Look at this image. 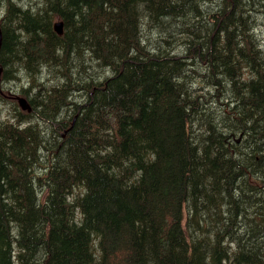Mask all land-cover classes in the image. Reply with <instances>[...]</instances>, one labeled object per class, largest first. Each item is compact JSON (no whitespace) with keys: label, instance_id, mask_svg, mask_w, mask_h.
<instances>
[{"label":"trees","instance_id":"16d2710c","mask_svg":"<svg viewBox=\"0 0 264 264\" xmlns=\"http://www.w3.org/2000/svg\"><path fill=\"white\" fill-rule=\"evenodd\" d=\"M43 5L9 3L1 27L2 66L56 69L29 103L60 122L49 138L0 122V264H264V19L214 29L198 0ZM187 14L173 52H152L150 23ZM86 51L104 76L77 69ZM32 145L49 153L40 198Z\"/></svg>","mask_w":264,"mask_h":264},{"label":"rangeland","instance_id":"374dc122","mask_svg":"<svg viewBox=\"0 0 264 264\" xmlns=\"http://www.w3.org/2000/svg\"><path fill=\"white\" fill-rule=\"evenodd\" d=\"M196 1H194L195 4ZM9 3L14 4L16 8H20L22 10H28L32 13H37L38 10H44V0H0V27H2L4 23V19L6 16L7 8ZM198 3L201 4L202 9L208 8V14L214 19V29L220 30L219 21L220 18H228L235 17L236 15L243 17L247 21H249L253 25H258L257 21L259 19H264V0H198ZM212 3L211 7H207ZM199 9V10H202ZM213 13V14H212ZM217 13V14H216ZM57 17H54L52 23L55 22ZM185 19V20H182ZM174 24L173 28L170 30H160L158 29V24L156 21H152L150 25L152 26V33L150 34V42L149 47L152 52H155L157 49L164 51L163 53L166 55L171 54L173 51L171 47L166 43V41L170 40V37L173 34L180 35V32H184L187 28L191 27L192 21L191 17H188V14L183 18H179L176 20H171ZM216 25V26H215ZM232 30V29H230ZM232 36L236 40H240V35H237L235 30H232ZM148 33V27L146 24L142 27V34L145 36ZM212 33H215V41L216 36H223L222 33L213 30ZM211 33V39L212 38ZM262 39H258L257 43L261 44ZM177 42L176 44H179ZM203 43V42H202ZM166 52V53H165ZM94 55L90 52H85L82 64L77 66V69L87 71L94 75L99 74L100 76H104V70L97 68L95 62H92ZM69 67H73V65L68 64ZM2 76H1V85H0V122H8L10 124H14L18 126L19 129L24 128L27 123H21L19 120H23L25 118H29V121L34 125L36 133H34L35 137L42 136L44 138H49L53 131L58 128L60 120L56 118L55 120H47L44 119L40 108L33 107V112L27 114L26 112H22L17 103L14 101L16 96L24 97L28 101L34 100L36 103L40 102L39 95L44 94L46 90H49L51 86L54 85L55 78V70H50L44 65H38L35 67V72L37 75L29 76L26 70L23 69L22 65L17 63L14 64L11 60L8 59V65L2 66ZM6 72V79H3V73ZM82 96H86L87 93H80ZM71 100L76 102L77 104H82L84 102L83 98L74 93L71 95ZM66 110L69 114H74V111H77L73 108V106L66 107ZM102 115L104 116V106L103 110H101ZM111 118V116H109ZM104 121V117H103ZM21 124V125H20ZM33 136V134H31ZM35 153V158L38 161L37 166L33 169L31 177L36 180L34 191L38 193L40 198L41 192L44 190L43 179L46 180L45 176V166L47 165V160L49 158V153L46 149L39 148L38 150L34 149V145L31 146ZM48 149H53L52 142L50 145H47ZM31 159V158H30ZM33 159V158H32ZM67 159V156H64V160ZM50 165V164H49ZM45 176V177H44ZM23 184L26 183V179L21 180ZM81 189L76 190V193H82ZM26 198H29L27 194ZM75 215L77 220L80 219L79 215H77L75 211ZM108 244L102 245V247H106Z\"/></svg>","mask_w":264,"mask_h":264},{"label":"water","instance_id":"95a60500","mask_svg":"<svg viewBox=\"0 0 264 264\" xmlns=\"http://www.w3.org/2000/svg\"><path fill=\"white\" fill-rule=\"evenodd\" d=\"M53 29H54V32L57 34V36H59V37L62 36L63 24L61 22H59V20H57L53 24ZM1 46H2V34H1V30H0V50H1ZM1 71H2V68L0 66V77H1ZM15 99H16V101H17V103H18V105L22 111H26L28 113L31 112V107L25 98L16 97Z\"/></svg>","mask_w":264,"mask_h":264}]
</instances>
